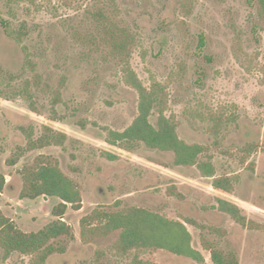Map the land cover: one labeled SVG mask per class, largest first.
<instances>
[{
    "label": "rangeland",
    "instance_id": "1",
    "mask_svg": "<svg viewBox=\"0 0 264 264\" xmlns=\"http://www.w3.org/2000/svg\"><path fill=\"white\" fill-rule=\"evenodd\" d=\"M257 7V0H0L1 211L24 232L55 219L58 198L20 196L23 172L42 162L57 163L82 197L81 208L69 205L64 215L72 234L51 241L64 251L43 264H214L209 246L235 253L240 264H264V228L221 212L212 178L196 166H175L171 151L106 141L108 129L132 123L139 96L99 27L105 14L134 33L132 69L147 87L161 83L179 137L208 148L216 175L238 179L226 196L264 224V23ZM158 117L155 108L150 121L157 125ZM51 130L67 138L56 143ZM130 207L183 222L205 262L165 250L122 253L120 230L83 237L81 223L95 210ZM37 254L6 255L0 247V264H35Z\"/></svg>",
    "mask_w": 264,
    "mask_h": 264
},
{
    "label": "trees",
    "instance_id": "2",
    "mask_svg": "<svg viewBox=\"0 0 264 264\" xmlns=\"http://www.w3.org/2000/svg\"><path fill=\"white\" fill-rule=\"evenodd\" d=\"M257 1V13L264 23V0ZM99 16L102 17V22L99 23L102 38L110 46L113 58L123 64L126 83L133 87L139 96L138 114L132 123L123 131L108 129L106 141L111 145L129 150L141 142L149 148L171 151L174 153L176 165L196 166L203 176L213 178L212 184L215 188L233 193L238 179L227 174L217 176L216 166L211 156L207 155L208 148L198 143L189 144L179 137L176 125L165 114L167 95L161 83L154 81L150 87H147L132 69L129 58L131 46L136 41L134 33L105 14ZM28 65L35 71L31 61H28ZM35 76L40 79L38 73ZM155 108L159 114L157 125L150 121ZM53 133V141L56 143H61L67 138L63 132L53 131ZM105 154L111 159L117 158L110 152ZM203 156L206 159H201ZM5 183V175L0 172V192L3 191ZM20 196L22 199L47 196L60 200L51 212L55 219L35 232H24L17 228L0 208V247L4 249L6 255L13 252L38 253L35 264H43L50 254L55 251H64V247L55 246L51 241L72 234L70 224L62 218L69 205L74 209L81 208L80 188L57 163L48 161L23 172V189ZM217 202L218 209L230 215L240 225L251 229L264 228V224H255L249 220L237 204L222 198H217ZM186 222L192 223L190 220ZM81 225L83 237L90 234H110L120 230L117 248L122 253L133 249L165 250L190 257L200 263L205 262L203 254L192 246V235L183 222L169 219L146 208L130 207L120 211L95 210L83 219ZM207 249L211 252L214 264H240L235 253H225L212 246Z\"/></svg>",
    "mask_w": 264,
    "mask_h": 264
},
{
    "label": "crops",
    "instance_id": "3",
    "mask_svg": "<svg viewBox=\"0 0 264 264\" xmlns=\"http://www.w3.org/2000/svg\"><path fill=\"white\" fill-rule=\"evenodd\" d=\"M209 178H210V177H209ZM212 181H213V178H212ZM212 186H213V185H212ZM213 188H215V187L213 186ZM215 190H216V191H219V192L222 193V194H216L217 197L222 198V199H225V200H228V201H230V202L233 201L231 198H229V197L226 196V195L231 196L232 194H234V192H233V193H229V192L223 191V190H221V189H217V188H215Z\"/></svg>",
    "mask_w": 264,
    "mask_h": 264
},
{
    "label": "flooded vegetation",
    "instance_id": "4",
    "mask_svg": "<svg viewBox=\"0 0 264 264\" xmlns=\"http://www.w3.org/2000/svg\"><path fill=\"white\" fill-rule=\"evenodd\" d=\"M174 154V153H173ZM108 157V156H107ZM109 158V157H108ZM214 163V162H213ZM174 165L175 166H179V167H186V166H181V165H176L175 163H174ZM215 165V164H214ZM199 170V169H198ZM200 172V171H199ZM201 173V172H200ZM202 175V174H201ZM203 176V175H202ZM211 178V177H210ZM251 180H255V179H257V177L256 176H254L253 174H250V177H249ZM212 183H213V181H212ZM213 185V184H212ZM236 190V189H235ZM235 192V191H234ZM217 198H219V197H216V200H217ZM218 203V202H217ZM234 203V202H233ZM236 204V203H235ZM238 205V204H237ZM239 206V205H238ZM241 207V206H240ZM242 208V207H241ZM242 210H243V208H242ZM230 216V215H229ZM63 220H64V218H62Z\"/></svg>",
    "mask_w": 264,
    "mask_h": 264
}]
</instances>
